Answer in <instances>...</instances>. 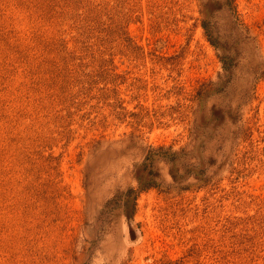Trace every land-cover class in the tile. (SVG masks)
<instances>
[{
	"label": "rangeland",
	"instance_id": "374dc122",
	"mask_svg": "<svg viewBox=\"0 0 264 264\" xmlns=\"http://www.w3.org/2000/svg\"><path fill=\"white\" fill-rule=\"evenodd\" d=\"M207 2L0 0V264H264V0L215 13L239 62L199 101L222 73ZM161 145L205 170L159 161L128 219L107 202Z\"/></svg>",
	"mask_w": 264,
	"mask_h": 264
},
{
	"label": "trees",
	"instance_id": "16d2710c",
	"mask_svg": "<svg viewBox=\"0 0 264 264\" xmlns=\"http://www.w3.org/2000/svg\"><path fill=\"white\" fill-rule=\"evenodd\" d=\"M214 1L215 0H208L206 3L205 10L202 12L204 17L202 18L201 25L208 42L218 51V58L222 65V73L219 75L216 83L210 82L203 84L197 90V98L199 101L205 96L207 98L225 90L233 80L235 69L239 62L240 52L238 49L235 46L229 47V40L222 39L217 33L215 27V13L222 9L229 11L230 15L231 13H236L235 0H224V5L222 7L213 8L211 10ZM62 71L65 70L62 69L61 72ZM259 78L264 77L262 76ZM212 85L216 88L215 90H212ZM200 106H203L202 103ZM205 114L206 112L201 109L198 116V126L209 130H214L224 121L225 118L223 112L217 109H212L209 115L206 114L208 117H206ZM205 120H208V123H206L207 121ZM185 156L186 155L181 154L180 151H175L172 148H166L162 145L150 146L142 162L135 166L137 185L128 187L126 190L119 192L113 199L109 200L107 204L110 205L111 203H115L122 205L125 209L124 214L127 218H133L139 195L160 184V171L157 164L159 161H165L170 164V175L176 182L189 175L199 178L202 175L203 170H205L203 167V159L198 158V162L193 164L185 162ZM184 167H187V169L181 172V168L184 169Z\"/></svg>",
	"mask_w": 264,
	"mask_h": 264
},
{
	"label": "water",
	"instance_id": "95a60500",
	"mask_svg": "<svg viewBox=\"0 0 264 264\" xmlns=\"http://www.w3.org/2000/svg\"><path fill=\"white\" fill-rule=\"evenodd\" d=\"M129 234H130L131 238H133L136 235L135 230L133 229V227H130Z\"/></svg>",
	"mask_w": 264,
	"mask_h": 264
}]
</instances>
